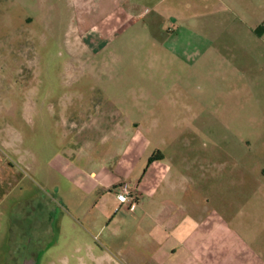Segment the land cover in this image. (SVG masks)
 Masks as SVG:
<instances>
[{
    "label": "rangeland",
    "instance_id": "1",
    "mask_svg": "<svg viewBox=\"0 0 264 264\" xmlns=\"http://www.w3.org/2000/svg\"><path fill=\"white\" fill-rule=\"evenodd\" d=\"M127 5L101 18L112 0H0V264H142L125 255L142 252L136 210L106 190L115 175L132 184L135 142L144 168L203 162L195 206L249 202L264 179V90L236 95L230 71L207 106L206 56L175 54L174 18Z\"/></svg>",
    "mask_w": 264,
    "mask_h": 264
},
{
    "label": "crops",
    "instance_id": "2",
    "mask_svg": "<svg viewBox=\"0 0 264 264\" xmlns=\"http://www.w3.org/2000/svg\"><path fill=\"white\" fill-rule=\"evenodd\" d=\"M112 2L115 7L101 18L131 16L127 7L131 2ZM137 16L174 18V28L166 37L171 51L206 56L204 70L210 79L214 77L204 81L207 106L215 92L223 101L230 92V71L235 81H241L233 86L236 95L245 92L250 98L259 88L264 90V0H142ZM196 18L204 19L202 32L189 26ZM227 55L232 60L222 63ZM211 56H220L218 66L212 64ZM125 151V156H136L137 162L131 165L133 182L128 184L138 195L131 217L142 236V252L127 251V257L142 264H264V179H254V189L245 197L249 202H243L241 195L234 206H195V199L205 200L200 186L204 184L203 162L168 161L157 155L144 168L139 142L129 144ZM89 175L97 177L93 171ZM120 182L126 181L115 175L107 183L106 190L114 198L112 189Z\"/></svg>",
    "mask_w": 264,
    "mask_h": 264
},
{
    "label": "built area",
    "instance_id": "3",
    "mask_svg": "<svg viewBox=\"0 0 264 264\" xmlns=\"http://www.w3.org/2000/svg\"><path fill=\"white\" fill-rule=\"evenodd\" d=\"M119 204V208L134 211L137 206L138 195L135 190L126 182H120L112 189Z\"/></svg>",
    "mask_w": 264,
    "mask_h": 264
}]
</instances>
